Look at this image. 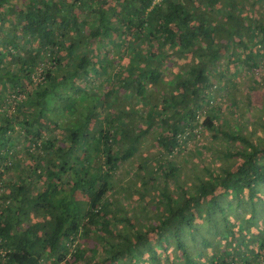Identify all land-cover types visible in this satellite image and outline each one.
Masks as SVG:
<instances>
[{"label": "trees", "instance_id": "1", "mask_svg": "<svg viewBox=\"0 0 264 264\" xmlns=\"http://www.w3.org/2000/svg\"><path fill=\"white\" fill-rule=\"evenodd\" d=\"M245 5L0 0V264H259L264 234L245 240L244 217L227 208L251 201L253 226L264 196V134L244 127L252 104L227 119L212 103L219 83L234 86L236 71L264 60V14L251 16ZM112 49H122L125 64L114 63ZM229 103L237 108L236 98ZM200 126L216 139L217 170L201 159L207 176L194 174L191 188L178 182L173 194L175 151ZM151 129L166 156L143 146ZM129 160L139 164L120 195L151 201L157 190L154 210L118 204L116 175ZM136 208L149 215L137 224ZM217 211L227 231L220 253L198 229L204 221L218 233ZM188 236L210 251L189 253Z\"/></svg>", "mask_w": 264, "mask_h": 264}, {"label": "rangeland", "instance_id": "2", "mask_svg": "<svg viewBox=\"0 0 264 264\" xmlns=\"http://www.w3.org/2000/svg\"><path fill=\"white\" fill-rule=\"evenodd\" d=\"M240 1L245 2L246 4L245 10L248 12L249 15L258 16L262 13L264 14V0H240ZM110 52H112V55L116 57L114 63L118 65L125 64L124 58L121 56L122 49H120V51L112 49V51L110 50ZM226 70L228 72L233 71L232 63L228 64ZM107 77L108 74L104 76L103 80H108ZM231 78L235 80L236 82L235 85L234 86L228 85V87L222 88L221 83H219L218 86L216 87H220V88L219 89L216 88L217 89V91L215 92L216 95L213 98L212 103L215 104L222 111L221 114H223L224 118L227 119L232 118V115L235 112V110L238 109H240L241 111L248 110L246 109V107L252 104V110L244 112V114L242 115L244 119L243 120L245 125L244 127H246L245 128L246 130L249 131L251 130L254 133V136L260 137L261 135L264 134V126H262L264 125V60L263 62L260 63V65L257 68L253 69L252 71H245V69L240 68L238 71H236L235 76ZM224 83H227V80L224 79ZM232 96L237 99V108L236 109L234 108V110L232 109L234 106L231 103H229V99L233 98ZM195 130H196L195 134H192L189 137V139L187 138L185 142H183V148L175 151L176 154L175 158L177 164L180 167V170H179L178 180H175L173 178L170 179L168 190H170L173 194L176 193L175 190L178 188L177 186L178 182H180L183 186H187L188 188L189 187L191 188L192 186L196 185L198 182L194 174H198V175L201 174L207 176V174H205V172L203 171L204 169H202V166L204 164L203 161L202 162L200 161L201 159L207 160L208 165H210L212 169L217 170L218 160H220V157H214V153L216 152L215 146H217V144H215V146L210 145V143L216 142L214 141L216 139L212 140L210 136L211 131L209 129H205V128L203 129V126L197 127ZM198 130H200L199 135H197ZM148 135H150V137H146V139H144L143 146L147 147L149 149L148 152H151L153 156H158L160 152L162 154L163 151L161 147L156 144L154 130L151 129ZM218 137L222 139L221 136ZM238 143H239L238 141L229 142V144L232 145L233 149L237 148ZM202 144H206V147H203ZM163 155L166 156V153H163ZM233 158L230 156L228 158L227 156V157H223L222 159L232 160ZM238 162L239 161H237V163ZM138 164L139 162L137 160H129L122 162L119 165L116 176L117 178L121 179L122 182L117 184L118 189L115 194L117 199L119 200L118 204L125 205V202L127 203L132 202L133 204L137 200L138 203L146 204V206H148L151 210H154L155 207L158 206L159 204L156 203L157 199H155L158 197L157 190L155 191V195L153 194L154 197L152 198L151 201L149 200L148 198L149 195H147V193L144 196V198L141 196L140 197L134 196V197H130L129 199H125L122 197V195H120L122 193H127L128 191H131L130 188H128V190H125V183L128 179L132 178L133 176L132 174L133 172L136 171ZM262 188L264 192V187ZM255 201H256L255 206L257 211H255L251 216L253 218L252 219V222L254 223L253 226L251 225V221H248L246 219L248 213L250 214L251 212L250 211L251 201H246L245 203L242 204V206L236 208L234 206L235 204L234 201L232 208L231 209L227 208L229 215L235 216L238 219L244 217L243 220L244 222L242 224L243 226H245L244 229L241 230L239 228L236 229L237 230L239 229V232L244 234L243 237L245 240L249 239L248 232L255 234L259 233L260 235L264 234V196L261 200H255ZM221 203L223 205H226V203H224L223 201H221ZM161 207L162 205H159L160 209H162ZM159 208L157 207V210H159ZM133 214L134 216H132V218H135L133 222L136 224L139 222V220L142 222V217L147 215V213H145L144 210H142L141 208L134 209ZM147 216L149 217V215ZM216 219L215 220L218 221L219 223L218 233L215 232L213 225H210L204 221H200L201 225L199 224L198 229L212 243L217 245V250L220 253L221 252L220 248H222V240H220L218 237L220 236V234L224 236L225 234H227V231L224 229V222L221 221V213L219 211H217ZM197 239L199 240L198 236ZM187 240H189L187 242L189 253H192L193 255H195L197 251H202V250L210 251L209 249H211L210 247H206V246L198 247L199 245L197 246L195 242H191L192 239L189 236L187 237ZM78 241L82 243L84 247L91 248L95 246L100 250V246L96 245L97 241L93 237L85 238L84 236H80L78 238ZM250 243L253 248L255 249L257 248L256 242L250 241ZM233 250H235L236 252L240 251L238 253H241L242 256L244 254L246 256L250 255L247 252V250L243 251L242 247L239 248L234 246ZM67 258H69V260H73L72 257L68 256ZM257 261H259V264H264V258L262 260L259 259Z\"/></svg>", "mask_w": 264, "mask_h": 264}]
</instances>
